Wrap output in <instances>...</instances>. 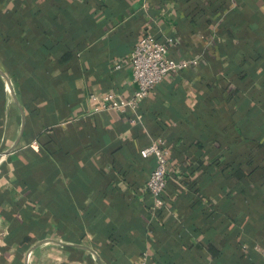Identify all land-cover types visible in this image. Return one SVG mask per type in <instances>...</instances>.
<instances>
[{
	"label": "crops",
	"instance_id": "0c3cea01",
	"mask_svg": "<svg viewBox=\"0 0 264 264\" xmlns=\"http://www.w3.org/2000/svg\"><path fill=\"white\" fill-rule=\"evenodd\" d=\"M228 5L227 22L207 12ZM147 33L199 62L136 112L83 116L89 92L130 95ZM161 139L171 154L154 207L157 159L141 149ZM145 253L264 264V0H0V264Z\"/></svg>",
	"mask_w": 264,
	"mask_h": 264
},
{
	"label": "built area",
	"instance_id": "2783aa9c",
	"mask_svg": "<svg viewBox=\"0 0 264 264\" xmlns=\"http://www.w3.org/2000/svg\"><path fill=\"white\" fill-rule=\"evenodd\" d=\"M167 8L165 7V10ZM174 42L175 38L172 36L160 40L150 33L141 35L130 54L135 85L130 95L118 94L115 91L89 92L85 97L86 108L83 110V116L103 113L106 110L121 114L136 112L141 102L152 94L159 83L196 66L199 56L175 59L170 55V46ZM121 66L118 64L116 68ZM170 154V147L162 139L154 140L141 149L143 157L157 159L156 166L145 184V189L152 195L154 207H161L165 203ZM147 260L148 255L145 253L138 264H147Z\"/></svg>",
	"mask_w": 264,
	"mask_h": 264
},
{
	"label": "trees",
	"instance_id": "16d2710c",
	"mask_svg": "<svg viewBox=\"0 0 264 264\" xmlns=\"http://www.w3.org/2000/svg\"><path fill=\"white\" fill-rule=\"evenodd\" d=\"M222 6H219V8H215V9H213V10H210V9H208L207 10V12H211V14L212 15H215V14H219V12H220V15H221V17H224V15H225V18H224V20H223V22L224 21H226L227 22V19H228V15L226 16V14H224L225 13V9L226 8H228L227 10H230V9H232V8H234L233 6H227V7H222ZM203 11H205V9L203 8L202 9ZM232 11V10H231ZM223 15V16H222ZM213 43H212V40H210L209 42H208V44H207V46L209 47L210 45H212ZM219 136H222V132H218V133H216V138H218ZM142 156V155H141ZM156 165H154L153 167H152V169H151V172L153 171V169H154V167H155ZM151 172H150V174H151ZM150 174H149V176H150ZM149 176H148V178H149ZM147 178V179H148Z\"/></svg>",
	"mask_w": 264,
	"mask_h": 264
}]
</instances>
